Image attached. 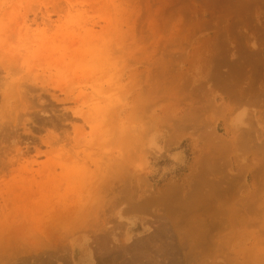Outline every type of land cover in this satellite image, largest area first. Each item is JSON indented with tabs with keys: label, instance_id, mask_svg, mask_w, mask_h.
Returning a JSON list of instances; mask_svg holds the SVG:
<instances>
[{
	"label": "rangeland",
	"instance_id": "1",
	"mask_svg": "<svg viewBox=\"0 0 264 264\" xmlns=\"http://www.w3.org/2000/svg\"><path fill=\"white\" fill-rule=\"evenodd\" d=\"M0 264H264V0H0Z\"/></svg>",
	"mask_w": 264,
	"mask_h": 264
},
{
	"label": "bare ground",
	"instance_id": "2",
	"mask_svg": "<svg viewBox=\"0 0 264 264\" xmlns=\"http://www.w3.org/2000/svg\"><path fill=\"white\" fill-rule=\"evenodd\" d=\"M130 259H133V258H130Z\"/></svg>",
	"mask_w": 264,
	"mask_h": 264
}]
</instances>
